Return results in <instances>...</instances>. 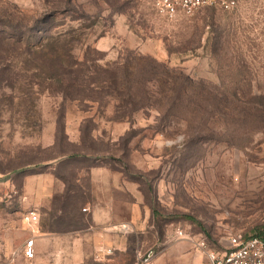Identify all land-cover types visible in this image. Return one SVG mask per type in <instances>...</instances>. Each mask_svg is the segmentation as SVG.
<instances>
[{"label": "rangeland", "instance_id": "rangeland-1", "mask_svg": "<svg viewBox=\"0 0 264 264\" xmlns=\"http://www.w3.org/2000/svg\"><path fill=\"white\" fill-rule=\"evenodd\" d=\"M39 41L66 44L87 65L128 60L135 102L63 99L24 51L23 43ZM134 54L151 60L134 64ZM187 78L228 96V118L184 121L187 110L171 107L167 86ZM262 95L264 0H238L230 10L204 5L171 19L154 0H0V264H205L196 237L218 247L231 234L264 230V108L244 118L236 107ZM91 134L110 173L97 190L107 205L100 222L82 210L87 175L76 184L91 160L54 157L70 139L87 145ZM40 171L67 184L44 206L24 191ZM30 209L36 224L22 219ZM42 230L55 239L37 251L34 244L28 257L26 241ZM148 249L155 255L144 262Z\"/></svg>", "mask_w": 264, "mask_h": 264}, {"label": "trees", "instance_id": "trees-1", "mask_svg": "<svg viewBox=\"0 0 264 264\" xmlns=\"http://www.w3.org/2000/svg\"><path fill=\"white\" fill-rule=\"evenodd\" d=\"M23 44L26 54L39 60L38 69L43 73V76L39 75V78L42 81H48L47 88L49 86L52 90L61 93L63 99L95 103L106 95L115 99L121 98L125 104L135 102L134 95L129 91L131 87L130 80L133 79L135 70H133V65L128 60L123 62L115 61L112 68L108 64L97 67L93 62L87 65L86 61L89 60L87 55L82 58L77 57L66 44L54 45V43L47 41L46 43L39 41L36 44ZM91 60L93 59L91 58ZM147 60H151L148 55H133L134 64L138 65L142 61ZM160 72L170 73L168 69H162ZM158 73L159 71H155L149 81L155 82L159 78ZM168 78L170 77L168 76ZM187 82L188 84L177 87L174 82H170L167 86V89L172 92L169 95L171 107L175 109L177 106H182L187 110V115L183 117L184 121L194 120L204 113L207 117L206 122L214 119L218 122L228 118L230 106H232L228 96L215 93L214 86L210 87V84L206 86L203 81L195 82L187 78ZM260 97L264 98L263 95ZM236 107L245 118L249 113V108H264V101L255 103L248 99L238 100ZM119 108V106H116L117 110ZM132 112L134 110L131 108L129 115ZM68 141L72 147L68 150H60L54 157L66 154L74 157H82L84 155L85 159L91 160V164H93L94 160H100L99 155L103 150L94 144V136L92 134L91 141L87 145H85L82 137L77 141ZM52 146H55V142ZM263 231L257 230L253 233H261Z\"/></svg>", "mask_w": 264, "mask_h": 264}, {"label": "built area", "instance_id": "built-area-1", "mask_svg": "<svg viewBox=\"0 0 264 264\" xmlns=\"http://www.w3.org/2000/svg\"><path fill=\"white\" fill-rule=\"evenodd\" d=\"M237 3L238 0H154V7L161 16L171 19L178 13H191L204 5L230 10L236 7ZM22 219L27 224H36L39 221V214L36 210L30 209L23 213ZM175 233L178 236L185 235L181 228ZM194 245L203 253L205 264H264V231L231 234L218 247L211 246L207 239L200 235L194 240ZM24 253L28 257L33 256V237L26 241ZM154 255V249H148L141 258L147 262Z\"/></svg>", "mask_w": 264, "mask_h": 264}, {"label": "crops", "instance_id": "crops-1", "mask_svg": "<svg viewBox=\"0 0 264 264\" xmlns=\"http://www.w3.org/2000/svg\"><path fill=\"white\" fill-rule=\"evenodd\" d=\"M77 139L75 138L74 140ZM53 143L54 139L48 142L46 145L50 146ZM94 161L95 162L91 164L87 170H85V175H82V173H77L76 184L80 185L79 182L81 181L82 177L87 175V183L85 184L86 189L84 191L85 195L87 194V206H82V210L84 212L89 210L88 214H91L90 216H92V220H94V222H100L103 220L104 215L106 214L105 207H107V205L105 204L103 206L98 202L97 190L102 182L110 183V173L108 172V168L105 165L99 163L98 160ZM30 181H33L35 184L31 186L29 184ZM82 186L80 187L83 188ZM66 187V181L62 178V176L53 172L47 173L40 171L36 172V175L33 177L27 178L24 184V191L26 195H30L31 193L35 194L36 198H38L37 202L40 201V204L42 202L44 206L48 201L50 202V199H52L54 195L63 193L66 190ZM84 229L85 228H81L82 231ZM34 236L35 237L33 238L36 251L42 249L46 241L55 239V237L50 235V233L46 230L39 231ZM76 238L77 240L79 239L78 236H76Z\"/></svg>", "mask_w": 264, "mask_h": 264}]
</instances>
